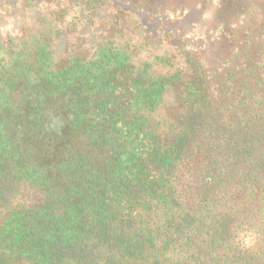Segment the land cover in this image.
<instances>
[{
	"label": "trees",
	"instance_id": "obj_1",
	"mask_svg": "<svg viewBox=\"0 0 264 264\" xmlns=\"http://www.w3.org/2000/svg\"><path fill=\"white\" fill-rule=\"evenodd\" d=\"M24 1L49 62L0 105V264H264V0H203L206 44L167 51L108 0Z\"/></svg>",
	"mask_w": 264,
	"mask_h": 264
},
{
	"label": "flooded vegetation",
	"instance_id": "obj_2",
	"mask_svg": "<svg viewBox=\"0 0 264 264\" xmlns=\"http://www.w3.org/2000/svg\"><path fill=\"white\" fill-rule=\"evenodd\" d=\"M108 1L111 7L120 8L135 20L139 24L140 33L148 34L158 51L169 50L177 45L181 38L195 45L187 39L182 24L179 23V17L188 15L189 11H179L170 17L165 15V18L160 14L158 2L148 6L145 2L137 3L134 0ZM44 17L46 12L43 6L27 5L24 0H0V105L17 102V84L28 75L33 65L35 69L37 65H48V59L43 58L41 62L34 63L28 57L31 47H41L39 36ZM48 22L49 27L54 30L52 36L56 41L55 49L61 51L67 39L73 36L67 30L69 24L59 23L56 19H49ZM89 39H94V35H89Z\"/></svg>",
	"mask_w": 264,
	"mask_h": 264
},
{
	"label": "rangeland",
	"instance_id": "obj_3",
	"mask_svg": "<svg viewBox=\"0 0 264 264\" xmlns=\"http://www.w3.org/2000/svg\"><path fill=\"white\" fill-rule=\"evenodd\" d=\"M203 0H195L191 3L189 14L184 17H179V23L183 27V32L187 39L194 43L206 44V39L211 34L212 26V11H203L201 2ZM198 6V8H197Z\"/></svg>",
	"mask_w": 264,
	"mask_h": 264
},
{
	"label": "clouds",
	"instance_id": "obj_4",
	"mask_svg": "<svg viewBox=\"0 0 264 264\" xmlns=\"http://www.w3.org/2000/svg\"><path fill=\"white\" fill-rule=\"evenodd\" d=\"M10 27V26H9ZM259 238L258 232L248 225L239 226L234 234V239L243 248L253 247Z\"/></svg>",
	"mask_w": 264,
	"mask_h": 264
}]
</instances>
